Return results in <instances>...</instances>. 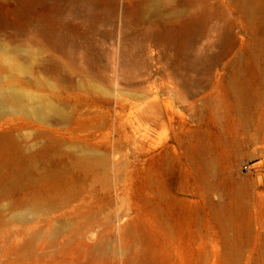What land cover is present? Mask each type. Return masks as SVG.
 Returning a JSON list of instances; mask_svg holds the SVG:
<instances>
[{"label":"rangeland","instance_id":"rangeland-1","mask_svg":"<svg viewBox=\"0 0 264 264\" xmlns=\"http://www.w3.org/2000/svg\"><path fill=\"white\" fill-rule=\"evenodd\" d=\"M0 93V264H264V0H0Z\"/></svg>","mask_w":264,"mask_h":264},{"label":"bare ground","instance_id":"bare-ground-1","mask_svg":"<svg viewBox=\"0 0 264 264\" xmlns=\"http://www.w3.org/2000/svg\"><path fill=\"white\" fill-rule=\"evenodd\" d=\"M14 95L8 94V93H0V109H6V103L9 100V98H13ZM38 115H42V117H45V112L43 108H38L36 110ZM238 200V199H237Z\"/></svg>","mask_w":264,"mask_h":264}]
</instances>
